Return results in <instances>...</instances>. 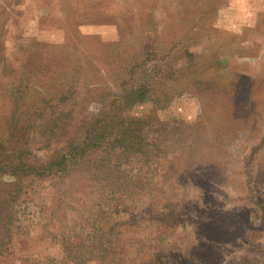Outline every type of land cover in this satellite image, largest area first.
<instances>
[{
    "label": "rangeland",
    "instance_id": "obj_1",
    "mask_svg": "<svg viewBox=\"0 0 264 264\" xmlns=\"http://www.w3.org/2000/svg\"><path fill=\"white\" fill-rule=\"evenodd\" d=\"M0 264H264V0H0Z\"/></svg>",
    "mask_w": 264,
    "mask_h": 264
}]
</instances>
